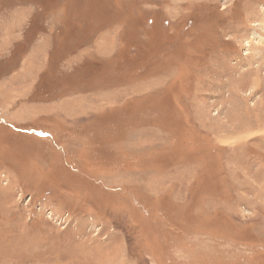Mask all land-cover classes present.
<instances>
[{"label":"rangeland","instance_id":"374dc122","mask_svg":"<svg viewBox=\"0 0 264 264\" xmlns=\"http://www.w3.org/2000/svg\"><path fill=\"white\" fill-rule=\"evenodd\" d=\"M0 264H264V0H0Z\"/></svg>","mask_w":264,"mask_h":264},{"label":"crops","instance_id":"0c3cea01","mask_svg":"<svg viewBox=\"0 0 264 264\" xmlns=\"http://www.w3.org/2000/svg\"><path fill=\"white\" fill-rule=\"evenodd\" d=\"M50 52V51H49Z\"/></svg>","mask_w":264,"mask_h":264}]
</instances>
